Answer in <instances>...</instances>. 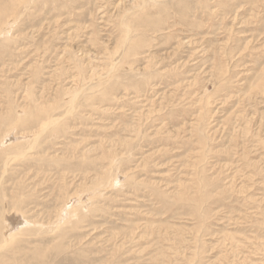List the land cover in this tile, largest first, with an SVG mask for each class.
Segmentation results:
<instances>
[{
    "label": "rangeland",
    "instance_id": "obj_1",
    "mask_svg": "<svg viewBox=\"0 0 264 264\" xmlns=\"http://www.w3.org/2000/svg\"><path fill=\"white\" fill-rule=\"evenodd\" d=\"M0 151L19 264H264V0H0Z\"/></svg>",
    "mask_w": 264,
    "mask_h": 264
},
{
    "label": "bare ground",
    "instance_id": "obj_2",
    "mask_svg": "<svg viewBox=\"0 0 264 264\" xmlns=\"http://www.w3.org/2000/svg\"><path fill=\"white\" fill-rule=\"evenodd\" d=\"M25 121V120H24ZM18 146H20V145H18ZM32 147V146H31ZM13 148V147H12ZM11 148V149H12ZM4 150V149H3ZM30 151V150H29ZM1 152V151H0ZM4 152H5V150H4ZM3 152V153H4ZM14 153H16L15 151H10V153H6V155L4 156L5 157V159H4V157H2V159H4V161H6L5 163L7 164V162H8V160L10 159V157H12L13 155H14ZM1 154V153H0ZM5 154V153H4ZM24 155V154H23ZM24 157V156H23ZM1 162V161H0ZM6 167V166H5ZM2 170H3V168H2ZM6 171V170H5ZM5 173V172H4ZM0 175H1V173H0ZM2 178V177H1ZM3 191V190H2ZM5 196V195H4ZM12 198H14V197H12ZM13 200V199H12ZM16 202H17V204L19 205V202H18V200H16ZM21 203V202H20ZM21 205V204H20ZM7 206H8V204H7ZM12 207V206H15V202L13 201L12 202V205L10 204L9 205V207ZM4 214V210L2 209H0V255H2V256H0V264H19L20 263V257H21V255H20V257L17 255V253L19 254L20 252H18V251H20V247H19V249H18V247H15L14 245L12 246V248H11V245H12V242H13V240H15V239H13L12 241H11V238L15 235V234H13V235H9V238L10 239H7L6 238V233H7V231H8V229L12 226V227H14L13 226V224H3L2 223V215ZM2 224V225H1ZM16 232V231H15ZM7 236H8V234H7ZM8 240H10L11 241V243H9L10 241H8ZM16 241V240H15ZM16 251H17V253H16ZM6 252H9L10 253V255H7V253Z\"/></svg>",
    "mask_w": 264,
    "mask_h": 264
}]
</instances>
